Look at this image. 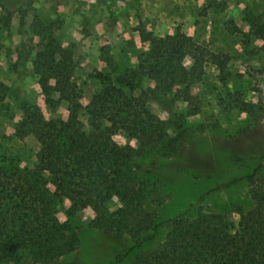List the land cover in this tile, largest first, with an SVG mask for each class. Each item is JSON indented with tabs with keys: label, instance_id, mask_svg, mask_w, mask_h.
Segmentation results:
<instances>
[{
	"label": "trees",
	"instance_id": "obj_1",
	"mask_svg": "<svg viewBox=\"0 0 264 264\" xmlns=\"http://www.w3.org/2000/svg\"><path fill=\"white\" fill-rule=\"evenodd\" d=\"M244 21L264 41V9L246 14ZM139 38L147 49L137 55L133 69L88 73L101 87L82 108L71 102L74 87L64 50L37 55L33 68L44 102L52 105L51 96L57 94L67 104V115L45 120L37 107L20 109L12 137L19 141L31 137L36 149L28 161L0 154V264L45 263L71 254L80 227L77 213L84 208L91 210L100 235L115 241L128 237L132 242L126 252L115 253L104 264H264V186L260 183L250 192V207L236 209L235 225L209 213L193 218L180 213L158 222L148 210V205L161 200L156 183L148 181L158 171L157 150L173 157L175 170L190 166L185 145L188 129L171 107L189 81L183 60L200 63L204 52L178 31L163 37L140 32ZM146 76L149 85L143 83ZM3 92L0 85V101ZM151 104L167 113L165 121L150 111ZM234 108L254 127L258 125L263 110L259 100L253 105L234 100ZM188 114L195 115L196 109ZM161 125L171 135L160 136ZM117 134L134 140L135 146L115 143L112 138ZM226 159L255 164L249 174L221 182L204 195L254 180L264 166V152H230ZM57 213L64 216L63 222L57 220ZM161 225L167 231L165 253L159 260L152 261L148 253L127 258L130 251L152 242ZM66 264L84 263L73 259Z\"/></svg>",
	"mask_w": 264,
	"mask_h": 264
},
{
	"label": "rangeland",
	"instance_id": "obj_2",
	"mask_svg": "<svg viewBox=\"0 0 264 264\" xmlns=\"http://www.w3.org/2000/svg\"><path fill=\"white\" fill-rule=\"evenodd\" d=\"M263 9L264 0H0V85L4 88L0 154L28 161L36 149L31 137L22 141L12 137L22 105L37 107L45 120L67 115V104L57 94L51 96L52 105L44 102L33 68L40 52L64 50L69 82L74 87L71 102L82 108L101 87L88 77L92 69L109 73L133 69L137 55L147 49L140 41V32L163 37L178 31L204 52L200 63L183 60L189 81L171 107L188 129L185 145L190 166L175 170L173 157L157 150L158 171L148 181L156 183L161 200L148 205V210L155 213L158 222L180 213L189 218L209 213L235 225L236 209L247 210L251 190L258 183L264 186V166L254 180L204 193L228 179L249 174L254 167V161L229 162L228 153L264 152V41L244 21L246 14ZM225 25L234 27L235 32H228ZM143 83L149 85L150 78L146 76ZM234 100L252 105L261 102L257 126L234 108ZM194 109L196 114L189 115ZM150 111L159 121L167 119V113L154 104ZM165 127L157 128L160 136L171 135ZM112 139L119 145L135 146L134 140L121 134ZM56 218L64 221L61 213ZM77 219L80 227L75 251L36 264H66L73 259L104 264L132 245L128 237L115 241L100 235L89 208L81 209ZM166 231L161 225L152 242L130 251L127 258L148 253L152 261L159 260L165 253Z\"/></svg>",
	"mask_w": 264,
	"mask_h": 264
}]
</instances>
